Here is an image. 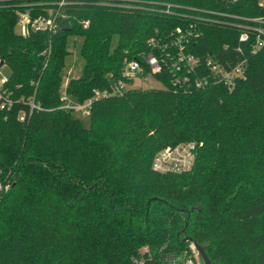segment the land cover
Returning <instances> with one entry per match:
<instances>
[{"label":"trees","instance_id":"16d2710c","mask_svg":"<svg viewBox=\"0 0 264 264\" xmlns=\"http://www.w3.org/2000/svg\"><path fill=\"white\" fill-rule=\"evenodd\" d=\"M40 1L0 0V60L25 100L0 108V264H183L185 237L212 264H264V48L238 38L261 0H69L54 29L17 32L18 11L56 9ZM76 35L84 66L61 93ZM178 45L192 69L170 65ZM131 59L163 87L116 90ZM238 62L232 86L214 77ZM62 94L91 100L89 127ZM187 142L189 168H153Z\"/></svg>","mask_w":264,"mask_h":264},{"label":"built area","instance_id":"2783aa9c","mask_svg":"<svg viewBox=\"0 0 264 264\" xmlns=\"http://www.w3.org/2000/svg\"><path fill=\"white\" fill-rule=\"evenodd\" d=\"M43 1V0H42ZM40 1V2H42ZM49 3L56 6V9H49L46 14H37L33 15L29 9L18 11L17 23L16 26L21 28L19 33L25 34L28 31H41V30H52L56 26V20L59 16V8L63 5H66L69 0H48ZM260 5L264 8V0L260 1ZM250 23L244 24L242 26V31L239 34L240 41H248L251 34H254V43L252 44V50L254 51L256 48H264V18H249L247 19ZM253 22V23H252ZM87 25V21L83 22V26ZM179 32V29L177 28ZM180 33V32H179ZM182 36V35H180ZM153 42V40H151ZM177 43V42H176ZM179 43V42H178ZM181 45H178L177 52L175 54L176 59L170 62V65L175 69H181L182 64L187 69H192L196 64L197 59L192 53H185L182 49ZM166 57L173 56L170 55L169 51H165V57L161 60L164 63H167ZM143 60L148 66L151 72L158 71L160 69V60L153 54L143 57ZM2 60H0L1 62ZM207 64H210V60L207 61ZM4 62L0 64V108H9L15 102L25 101L23 97L19 99H14L11 96V91L7 87L9 73L2 72V66H4ZM7 67V65H6ZM142 64L138 59H131L125 63L123 75L128 78H133L136 75H140L142 73ZM214 77L218 80L224 81L225 83L232 86L238 77H244V62H238L226 69L221 65H214ZM178 81V78H177ZM207 81L206 78L198 79L195 81L197 86H201L203 83ZM126 87V84L123 80H118L116 83V90H121ZM105 91L95 90L94 95H105ZM62 99L64 100L63 107L67 108H76L85 111V108L90 104V99L87 100V105H78L74 106L72 101H70L65 94H62ZM31 108L35 106L32 100L27 101ZM193 142L181 143L174 147H167L161 150L154 158L153 168L157 170L164 171L166 169H175L182 170L187 169L191 166L193 159ZM189 247L192 252L195 253L188 257L183 264H196L195 257L198 255L195 246L192 242H190Z\"/></svg>","mask_w":264,"mask_h":264},{"label":"rangeland","instance_id":"374dc122","mask_svg":"<svg viewBox=\"0 0 264 264\" xmlns=\"http://www.w3.org/2000/svg\"><path fill=\"white\" fill-rule=\"evenodd\" d=\"M16 31L20 32L21 28L19 26H16ZM82 39H83L82 36L79 35L68 37L67 48L69 50V54L65 58V65L61 71V75H62L61 93H64V88L67 81L70 78L78 77L82 72L84 66V58L80 52V45L82 43ZM117 43H118V35L114 34L111 39V49L116 47ZM2 72L8 73V68L6 67V65L2 66ZM126 87L147 89V88H162L163 85L154 76H152L151 74H147L144 77L139 75L134 76L132 84H126ZM72 103L74 106L87 105V101L83 103H79L73 100ZM73 115L81 121L84 127H89L90 115L88 108H85V111L74 108ZM189 249H190L189 252L186 254V259L190 257V255L192 256L195 253L194 251L192 252L190 247ZM195 262L196 264H202L198 255H196L195 257Z\"/></svg>","mask_w":264,"mask_h":264},{"label":"water","instance_id":"95a60500","mask_svg":"<svg viewBox=\"0 0 264 264\" xmlns=\"http://www.w3.org/2000/svg\"><path fill=\"white\" fill-rule=\"evenodd\" d=\"M2 63V61L0 62V64ZM181 211H185L184 208L180 209ZM184 240H189L190 242H192L195 246V249L198 253V257L200 258L202 264H212L211 260L209 259L208 255L206 254L204 248L202 245L198 244L197 242H195L192 238L190 237H185Z\"/></svg>","mask_w":264,"mask_h":264},{"label":"crops","instance_id":"0c3cea01","mask_svg":"<svg viewBox=\"0 0 264 264\" xmlns=\"http://www.w3.org/2000/svg\"><path fill=\"white\" fill-rule=\"evenodd\" d=\"M66 86V85H65Z\"/></svg>","mask_w":264,"mask_h":264}]
</instances>
